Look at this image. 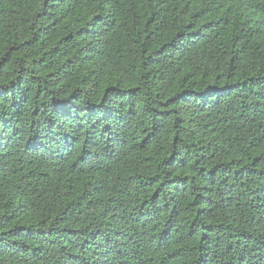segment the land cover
Segmentation results:
<instances>
[{"label":"trees","instance_id":"16d2710c","mask_svg":"<svg viewBox=\"0 0 264 264\" xmlns=\"http://www.w3.org/2000/svg\"><path fill=\"white\" fill-rule=\"evenodd\" d=\"M0 264H264V0H0Z\"/></svg>","mask_w":264,"mask_h":264}]
</instances>
